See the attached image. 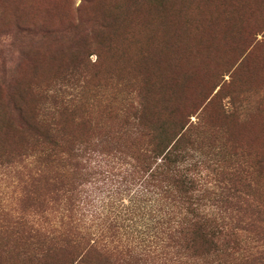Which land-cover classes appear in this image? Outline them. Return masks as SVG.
Returning a JSON list of instances; mask_svg holds the SVG:
<instances>
[{"label": "trees", "instance_id": "obj_1", "mask_svg": "<svg viewBox=\"0 0 264 264\" xmlns=\"http://www.w3.org/2000/svg\"><path fill=\"white\" fill-rule=\"evenodd\" d=\"M92 2L80 0L83 18L48 34L65 87L43 97L9 81L17 92L11 113L0 108V235L17 244L1 254L24 264H264V149L250 152L223 123L237 112L221 103L211 112L223 79L212 97L186 104L191 61L172 39L160 49L171 38L155 6L163 0H102L87 11ZM16 26L22 38L30 32ZM92 54L96 72L114 60L87 88ZM256 105L264 101L247 102ZM128 195L143 245L120 233L113 203Z\"/></svg>", "mask_w": 264, "mask_h": 264}, {"label": "rangeland", "instance_id": "obj_2", "mask_svg": "<svg viewBox=\"0 0 264 264\" xmlns=\"http://www.w3.org/2000/svg\"><path fill=\"white\" fill-rule=\"evenodd\" d=\"M99 1L102 0H93L90 5L84 3V6L87 11L91 8L99 11ZM79 4L80 0H0V81H4L3 90H0L3 96V104H0L2 113L12 112L8 99L10 95L14 97L17 90L10 86L11 79L19 84L18 91L30 86L36 89L35 94L42 93L43 97H49L58 88L67 85V75L62 74L63 62L60 63L58 57L57 60H51L50 51L56 44L48 34L61 32L73 19L81 20L83 14L78 10ZM178 4L182 7L180 17L176 13ZM235 4L237 7L233 10ZM155 6L161 8V19L166 17L169 20L167 28L171 37L162 43L160 49L164 50V46L170 44L172 39L179 46L181 55L187 58L185 66L191 61L185 69L187 79L183 92L186 104L208 95L216 83L219 82L218 86L222 84V78L225 88L212 101L211 112L220 103L227 111L237 112L223 123L231 128L236 139L250 152L264 149V106L247 107L249 100L264 101V0H163ZM145 11L146 3L143 1V5L138 8L139 17L145 15ZM18 24L28 25L30 32L22 33L25 38L18 35ZM147 27V33L143 34V44L151 36L152 22ZM32 32L36 36L31 40ZM153 48L150 49L160 50ZM151 53L154 55L153 51ZM95 58L92 54L88 57L89 62H85L87 79H91L86 84L87 88L109 75L114 60L113 55L105 57L101 69L96 72L92 66ZM163 58L168 60L166 56ZM218 86L207 98L214 95ZM86 90L87 97H94L93 90ZM71 93L68 88L59 90L63 97ZM251 93H255L256 98L249 97ZM120 198L113 203L116 219L122 224L120 233L127 238L125 240L143 245V217H129L132 213L126 210L131 196ZM0 203H3L1 190ZM11 243L17 244L0 235V251L7 250V245ZM88 258L97 260L92 255ZM25 262L16 252L7 255L0 252V264Z\"/></svg>", "mask_w": 264, "mask_h": 264}]
</instances>
